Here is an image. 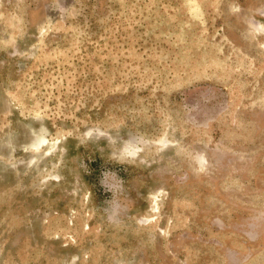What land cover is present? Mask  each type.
<instances>
[{
	"label": "rangeland",
	"instance_id": "rangeland-1",
	"mask_svg": "<svg viewBox=\"0 0 264 264\" xmlns=\"http://www.w3.org/2000/svg\"><path fill=\"white\" fill-rule=\"evenodd\" d=\"M0 264H264V0H0Z\"/></svg>",
	"mask_w": 264,
	"mask_h": 264
},
{
	"label": "bare ground",
	"instance_id": "bare-ground-1",
	"mask_svg": "<svg viewBox=\"0 0 264 264\" xmlns=\"http://www.w3.org/2000/svg\"><path fill=\"white\" fill-rule=\"evenodd\" d=\"M37 137H39V136H37ZM47 142V138L46 137H41L36 143H34V145L32 146V147H35V148H39V147H42V146H44L45 145V143ZM154 201V207H155V209H158L157 207H158V202H157V198H155V200H153ZM149 220H151V219H149Z\"/></svg>",
	"mask_w": 264,
	"mask_h": 264
}]
</instances>
